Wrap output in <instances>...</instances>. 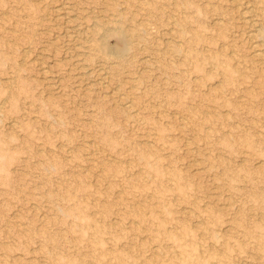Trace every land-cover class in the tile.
<instances>
[{
    "label": "rangeland",
    "instance_id": "obj_1",
    "mask_svg": "<svg viewBox=\"0 0 264 264\" xmlns=\"http://www.w3.org/2000/svg\"><path fill=\"white\" fill-rule=\"evenodd\" d=\"M0 105V264H264V0H0Z\"/></svg>",
    "mask_w": 264,
    "mask_h": 264
},
{
    "label": "bare ground",
    "instance_id": "obj_2",
    "mask_svg": "<svg viewBox=\"0 0 264 264\" xmlns=\"http://www.w3.org/2000/svg\"><path fill=\"white\" fill-rule=\"evenodd\" d=\"M242 7V6H241ZM255 9V8H254ZM252 11V10H251ZM245 12V11H244ZM244 14V13H243ZM246 14V13H245ZM250 16V15H249ZM244 17V16H243ZM119 18L123 19V17H120ZM119 18L116 20V25L115 26V30L116 32H118L119 34V37L124 41V42H127L128 40V32H127V29L125 28L123 22L121 20H119ZM245 23H247L248 25H254L256 21H254V19H252V17H245ZM113 30V29H112ZM106 31V30H105ZM104 32V31H103ZM107 32V31H106ZM108 33V32H107ZM89 34V33H88ZM97 35V34H96ZM98 36V35H97ZM95 38H98V37H95ZM93 41H94V37H93ZM257 45V44H256ZM94 48L97 49V51H101V52H105L106 51V46L104 44V42L99 39L98 40H95V45H94ZM95 49V50H96ZM94 50V49H93ZM94 50V51H95ZM116 50V49H115ZM111 51V50H110ZM100 52V53H101ZM111 53V52H110ZM114 53V52H113ZM262 53V52H261ZM1 106V105H0Z\"/></svg>",
    "mask_w": 264,
    "mask_h": 264
}]
</instances>
